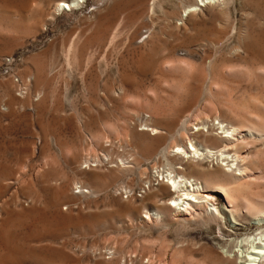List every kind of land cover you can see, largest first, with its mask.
<instances>
[{
    "label": "rangeland",
    "instance_id": "374dc122",
    "mask_svg": "<svg viewBox=\"0 0 264 264\" xmlns=\"http://www.w3.org/2000/svg\"><path fill=\"white\" fill-rule=\"evenodd\" d=\"M58 1L0 0V206L9 211L20 209L25 198L23 188L29 185L28 177L23 178L21 171L27 170L26 164L30 160L35 176L43 139L47 141L46 154L57 158L60 177L65 174L72 178V172L63 165L52 143L54 138L61 139L67 147H74L85 156H106L105 163L106 160L108 162L97 168V173L101 179L99 186L107 188L100 195L80 198L77 207H71L70 221L79 225L76 230L63 228L58 223L54 226L57 228L53 227L58 229L53 236L32 234L30 237L29 231L27 235L23 229L13 231L11 242L14 240V247L5 264H94L93 259L99 255L96 247L107 246L121 250L122 257L125 256L124 264H201L206 258L208 264L223 251V246H233L241 238L258 234L260 230L257 227L250 225L242 216L228 215L227 209V216L216 219L206 218L203 211H198L199 216L204 213L202 217L190 218L185 223H146L136 217L133 221L134 214L130 213L157 189L156 181H153L150 192L146 189L143 193L139 189L141 180L147 176L154 180L156 171L151 162L144 163L142 167L147 176L140 174L142 169H133L126 178L113 179L108 170L114 169L116 163L121 164L119 158L126 160L124 156H129L130 160V154L134 151L136 154L134 142L137 135L128 138L125 132L144 129L140 125L148 119L149 113L142 105L139 108L133 102L132 106L129 95H141L145 104L148 93L152 94L149 90L163 91L165 84L161 70L168 60H185L199 68L201 74L205 73L202 74L204 77L208 76L199 82L192 77L188 83H192L189 95L174 92L173 98L177 94L174 101L170 99V102L167 100L169 103L156 104L157 109L168 111V122L183 106L186 108L181 119H191V126L197 123V128H201L199 124L205 121V117L210 122L217 115L215 113L229 119V108L233 110L235 107L234 111L243 115L247 111L264 113V81L256 83L257 80L251 81L245 76H239V81L235 78L237 83L229 84V89L234 92L228 91L230 101L225 105L220 103L221 98L216 100V104L215 99L218 98L209 91L211 75L222 80L228 67L241 66L255 54L264 53V0H231L227 6L228 14L224 16L213 3L182 25L178 21L180 15L186 6L194 3L193 0H88L75 11L53 12ZM35 68L38 71L36 75ZM181 72L177 75L183 83L182 78L187 74ZM226 104H229L228 108ZM171 105H174L172 109ZM201 110L205 115L200 114ZM119 121L122 125L125 121V129L113 136L106 135V139H102L103 151L86 149L90 147V138L85 133V125L101 130L103 122L115 124ZM33 145L37 147L35 158H32ZM258 145L257 149L264 148V144ZM13 176H18V182ZM32 184L38 191V177ZM128 186L131 187L129 193ZM253 188L257 190L256 186ZM115 189H119L117 194L125 193L119 202L113 198ZM41 195L45 206L46 195ZM215 198V204L220 208L222 200L218 194ZM128 209L132 211L128 212ZM44 211L46 217L52 216L50 209ZM160 243L170 246L169 251L166 249L168 254L163 252L164 249L157 252ZM176 249L183 252L181 255L175 252L179 258L173 255L172 259L170 253ZM91 250L93 259L89 255ZM187 257L192 258L190 263Z\"/></svg>",
    "mask_w": 264,
    "mask_h": 264
},
{
    "label": "bare ground",
    "instance_id": "6f19581e",
    "mask_svg": "<svg viewBox=\"0 0 264 264\" xmlns=\"http://www.w3.org/2000/svg\"><path fill=\"white\" fill-rule=\"evenodd\" d=\"M87 1L88 0H59L55 4L53 12L56 11L72 12L75 11L77 8L86 4ZM102 1L104 0H100V2ZM144 1L142 2V4L144 3ZM193 1H194L193 4H189L183 9L180 15V19L178 20L181 22L180 25H182L183 22L190 20L193 16L195 17L196 15H198L199 11L200 13H202L201 12L202 9L210 7V4L213 3L215 4V6H217V8H219L218 11L220 14H222V16L227 15L228 14L227 6L228 4H230L229 2L231 0H193ZM140 7L143 8L142 5ZM150 8L153 9L154 6L151 5ZM263 19H264V15H263ZM252 54H254V52ZM164 66H162L164 67V69L162 68L161 70L162 77L160 76L163 79L164 82L163 85L165 84L164 85L165 89H163V91L158 93V90L153 91L151 89L149 91L152 94L148 93V96L146 95V93H144L145 95L144 94L143 95L145 97L147 96L145 98V104L142 103L144 99L141 97V95L137 93L129 95V98L131 99L130 101L132 102V106H133V102L134 104H138L139 108H141L140 105H142L143 108L149 113V115H148V119H145L142 125H140L143 126L144 129L142 130L134 129L132 131H129L130 129H128V131L125 132L126 137L127 135H129L128 138H130V136L133 138L137 135V139L134 142L137 151L136 154L135 151L133 154H130L131 155L130 160L128 159L129 156L128 157L124 156L126 157V160L125 158L123 159L120 156L121 159L119 158V162L121 164L119 165L118 163H116V167L114 169L108 170L109 171L108 173H110L109 175H111L113 179L114 178L120 179L122 177L126 178V175L128 176V174L131 171H133V169L141 170L144 163L151 162L154 170L156 171L157 176L153 178L154 180H152L150 176L146 175L147 171H144V169H142L140 174L146 175L147 177L145 178L144 181L141 180L142 186L139 189L142 190L143 193H146V189L148 191L150 190L153 181H156L157 189L151 194L150 197H148L145 200L143 199L141 201L138 209H135L133 207L134 212L130 209L133 213L128 209L129 210L128 212H131L130 215L134 214V216L132 215V218L136 217L137 219L146 223H150L152 221H154L155 223L160 222L167 224L171 222L183 223V221L185 223L190 218L197 219V217L199 218L202 217V214L204 213L206 218L216 219L218 218V216L219 218H221L220 216L222 215L227 216V212L229 211L228 215L230 214L231 216H233V214L234 215L236 214L240 217L242 216L243 219H246L250 225L257 227L260 230V232L256 235H251L241 238L233 246L230 247L223 246V251L216 254L215 258H212L210 263L208 262L207 263L208 264H264V148L261 150L256 148L257 144H259L258 146H260V144H264V113L260 114V113H256L257 111L251 112L246 110L248 113H245L246 112L245 111L244 112L245 114L243 115L241 113L242 110L240 111L241 114H239L237 113V111H234L235 107L233 108V110L232 108H229L230 109L229 119H227L226 117L224 118L218 113H215L217 115L214 116L213 114L214 117L212 119L209 118V120L211 119L210 122L207 121L208 118L205 117L206 118L205 121L199 124V126L201 125V128H197L198 127L196 126L197 123L191 126L190 124L191 119L189 120V118H185V117H184L185 119H181L182 114L184 113L186 108V106H183V108L180 107L181 109L176 113L173 120L171 122H168L167 121L168 120L167 116H169L168 111L166 109L163 110L164 108L157 109L156 104L161 102L163 103V101L169 103L170 99L174 101L175 97H177L176 94V96L173 98L174 92L176 93L183 92V94L185 93L186 95H189L188 94L190 92L189 85H192V83L188 84L189 81L193 78L197 79L198 82L205 81L204 80L205 77L208 78V76L205 75L204 77V75L202 74L205 73L201 74L198 71L199 68L196 69L194 64L192 65L190 62H185V60L184 61H180L177 59L168 60L165 62ZM237 66L230 67V69L228 67L227 68L228 70L226 72H223L224 74L222 75V80L217 79L218 77L216 78L214 75H211V77L209 78V91L213 96L218 98L215 99V101L221 98L222 101L220 103L224 102V105L225 102L228 103L230 101L231 95L228 91L229 90L232 91V90L229 89V87L231 84H233L232 82L239 81L238 80L239 76L248 77L249 78L248 80L251 79V81L255 79L257 80L256 83L258 82L262 83L261 81H264V53H257L253 56V58H250L247 62L244 61L243 65L241 66L239 65L238 67ZM36 69L37 68L34 69L35 70L34 75L38 74V71H36ZM181 71L184 72V74L185 73L187 74V76L184 75L185 76L184 77L182 75L183 78L181 77L183 79V83L180 81L179 76L177 75L179 74L178 72ZM235 78H237L236 81ZM251 81L250 83H252ZM236 86L239 85L236 84ZM231 88L233 89V87ZM17 92L20 93L19 91ZM261 99H263V97ZM167 100H169V102ZM12 102L14 103V101ZM215 103L217 104V101ZM220 103L218 101L219 105ZM172 104H175V102L174 103L172 102ZM168 105L169 104H167V106ZM172 106L174 107V105H171V109L173 108ZM167 109L170 110V105ZM201 109L204 108L202 107ZM200 114L205 115V112L202 111ZM119 122H116L115 124L112 123L109 124L103 122L101 130L94 129L95 128L94 126L85 125L84 126L85 133L90 138L89 141L90 147H87V143H89L87 142L86 143L87 148L86 147L85 148L86 149L89 148V150L91 148L94 151L95 150L103 151L104 149L102 148L103 147L102 139L103 140L104 138L106 139V135L112 134L111 136H113L119 134L123 129H125L123 128L125 121L124 122L122 121L124 123L123 125L121 124V121ZM217 130H219L220 132L218 133ZM43 141H42L43 145L41 144L43 147L40 149V156L37 161L38 163L36 164L37 168H36L35 176L33 175V168L29 160L30 158L26 159L27 162L29 160V162L26 164L27 172L25 170L21 171L23 172V178H25L26 176L28 177L29 185L23 188V193L25 194V198L23 197L24 200L20 206V209L16 211H9L0 206V264L6 263L7 261L6 257L10 254V251L13 249L12 247H14V245L12 246L13 244L12 242H14V240L11 242L12 239L11 233L13 231L19 232L21 229H23V233L24 231H26L25 232L26 235L27 232L29 231L31 233V235L28 234L30 237L32 236V234H34V236L35 234L50 236L52 234H55V231L58 230V229L56 230L53 229V227L58 223H61L63 228H69L74 230L79 225L70 221L72 220L71 207L73 205H76L77 207V201L80 198H89V196L93 194L100 195L101 192H104L107 188V187L104 188L105 186L101 188L102 185H100L101 187L99 186V182L101 179L97 173L98 172L97 168L102 167V165L105 163V158H107L106 156H100L99 154L98 155L94 154L92 156H85V154L83 155L82 152H80L78 149L75 150L74 147L72 148L67 147L62 142L61 139L54 138L53 140L54 142L52 141V143L55 144L58 153L64 162L63 165H65L67 171L69 170L73 174L72 176V174L70 173L71 174L70 176L72 178H69V176L65 174L61 175L62 177H60V175L58 174L59 169L57 170L58 168V163L56 161L57 158L51 157V155L49 156L46 154V152L48 151L47 141L45 139H43ZM35 145H33V149H32V158H35L37 153L36 152L37 147ZM107 162L108 160H106V163ZM159 168H162V170L160 171ZM37 177H38V186H39L38 191L35 190L32 184V181L35 180ZM158 177H160V179ZM17 178H16V182H18L19 179ZM144 185H146L147 187L145 188ZM253 186H256L257 190H253L254 189ZM119 189L121 190V188ZM119 189H115L113 192V198L116 199L117 202H119V200H122L123 198L122 196L125 194V193L117 194ZM129 189L131 192V187L127 189L128 193H129ZM41 194L46 195L47 203L45 204V206L42 205ZM216 194H218L222 200V202L220 203L221 206L220 208L215 204ZM63 207H66V209L64 210ZM123 208L125 209V207ZM46 209L51 210V212H49L52 214L51 217H46L44 215L46 214L44 211ZM225 209H227L228 211ZM198 211L199 212L203 211L204 213H202L201 216H199L200 214ZM132 220L134 221V218ZM234 223L235 222L231 224ZM120 243L121 242H119V244ZM144 245H146V243ZM167 245H165V243L163 244L160 243L159 250L157 249V252L164 249L166 252L165 251L163 252L167 253L166 249H168L169 251V247H170ZM107 247L101 249L96 247L97 252L99 251L98 258L96 259L95 258L93 259V257H91V255H93V250H94L92 248L93 250H91L92 252H89V255L94 260V264H124L122 260L125 256L122 257L123 254L121 250L119 248L117 250L116 247L113 248L112 247L107 248ZM163 252L160 253L163 254ZM175 252L177 254L179 253L177 252V249L170 253V257L172 259H174L173 255ZM182 252L183 250L180 253ZM176 257L178 256L176 255ZM187 259L189 260L187 261L189 263L192 261L191 257H187ZM206 259L208 260V258ZM206 261L201 262V264L204 263L206 264Z\"/></svg>",
    "mask_w": 264,
    "mask_h": 264
}]
</instances>
